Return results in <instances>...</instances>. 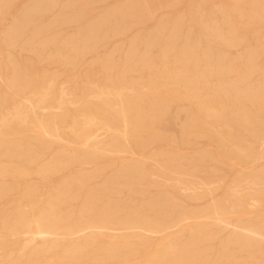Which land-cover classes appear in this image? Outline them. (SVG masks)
Returning <instances> with one entry per match:
<instances>
[{"label": "bare ground", "instance_id": "bare-ground-1", "mask_svg": "<svg viewBox=\"0 0 264 264\" xmlns=\"http://www.w3.org/2000/svg\"><path fill=\"white\" fill-rule=\"evenodd\" d=\"M120 13L128 14L127 11H121ZM252 14L254 13H249L250 17H253ZM104 18H101L102 21L105 20ZM91 29L87 26L86 30ZM234 31L236 30L234 29ZM27 32L26 35H28ZM52 35H55V33ZM80 38L86 40L92 39L94 36L83 34ZM72 39H77V37H72ZM7 41L8 45L15 44L11 38ZM134 41L136 40L134 39ZM235 41V38H232L227 40L226 44L232 45L236 43ZM144 44L146 46V43ZM153 45L154 43L148 44V46ZM23 46L27 47V45ZM94 46V44L84 42L82 44H66V46L58 49L66 48L70 50V52L62 53L60 51L59 53L63 62L74 64V62L80 60L82 52L90 50ZM136 48L135 43L129 44L123 50L124 56L120 60H116L113 56L104 59L96 58L102 64L104 78L110 80L112 84L101 87L95 86L96 88L88 91L87 95L82 93L84 96L81 97V95L68 91L65 86L56 90L54 81L47 80L37 87H32L29 92H24L23 101L13 106L12 109H9L6 113H0V172L28 175L30 173L29 165L32 164L42 173L52 170L53 167L96 163L100 157L99 151L101 149L112 150L121 154H137L131 144L134 143L138 149L143 151L148 149L151 143L161 135L158 123L167 117L173 107L185 111L184 120L181 122V131L173 139L175 142L188 143L192 141L193 136H209L210 133H214L217 137L224 138H220L221 142L225 139L229 141L227 146L234 147L245 156L248 155L253 163L260 160L261 162H258L259 166L264 171V119L259 116L260 110H251L243 100L248 99L252 103L254 96L234 87L231 89L226 88L225 81L218 80L215 83L214 92L211 91L210 94L195 86V83L200 84L209 75L219 77L225 74H235L243 77L250 72H254V69L243 71L239 67L234 69L232 67L226 69L218 67L215 71L212 69L208 73H205V68L196 70L194 69L195 64L198 62L207 64V61L212 59L207 57L197 58L198 56L189 43L181 45L165 43L159 56H146L143 58H137ZM42 49L43 47L32 49L37 53L39 59L45 57ZM2 52L0 51V57ZM205 54L209 56V51L206 50ZM220 55L223 57V54ZM256 58L252 56L251 52L247 56L249 61ZM144 69L150 71V80L147 83H144V77L141 74ZM132 72L140 73L137 76H131L132 79L127 82L129 74ZM18 76L19 74L14 71L11 85L21 91L29 83H26L27 86H25V81L24 84H22L23 82L20 83L21 85L18 84ZM159 76L168 79L167 84L161 85L156 79ZM5 97L4 99H6ZM1 101L3 102V100ZM2 102H0L1 107L3 106ZM235 122L239 124L240 128H236ZM66 128L74 132L78 139V146L83 147H76L77 152L73 156L72 154L71 156L67 155L64 151L52 153V159L46 161L45 157L51 153L53 144L64 139L62 133ZM100 129H104L107 134L104 135L99 132ZM204 129H207L208 134L204 132ZM31 131L36 133L30 134ZM145 131L147 132L146 135L144 134ZM254 145H257L258 148L255 149ZM247 150L249 151L247 152ZM159 154L153 152L150 157L155 158ZM174 155H170L164 164L157 162L159 173H152L143 159L124 158L115 170V174L105 180L101 190H93L94 188L87 186V183L93 178L102 176L105 169L97 166L89 168L86 172H82L81 176L70 177L64 183V191L58 190L54 194L50 200V207L48 206V213L43 215H37L38 210L34 212V206L38 203L39 197L36 194L38 192L30 188L28 190V208L16 209L14 216H12L14 224H11L13 226H10L11 228L7 226L10 228L8 234L10 232H24L26 234V242L23 247L24 255H30L29 251L26 252L28 248H30L32 255L45 253L52 247L59 246L58 240L61 237L80 239L79 237L122 236L124 234L125 238L123 240L110 239L108 243L103 245L90 244L91 246L88 249L85 248L86 243L84 241L81 244L77 242L78 240L63 247L64 257L70 260L69 264H92L91 262L94 264V261L97 264H102L108 257L113 259L121 254L128 253L130 250L123 249L131 242H136L141 246L145 245L150 237L148 232H159L170 226L172 222L183 220L189 213L184 210L185 208H181L176 200L167 195L163 200L151 198L145 203L131 206L128 209L119 203L101 204L102 196L112 188L119 191L121 188L118 185L121 183L126 186L135 183L140 184L145 180L151 183L150 178L160 176L169 185L176 188L178 186L180 194L183 196L194 200L209 197L206 204L207 214L237 213L240 209L262 206L264 203V172L262 174L249 172L238 182L232 184L221 198L216 199L212 197V193L218 187V184L211 180L186 182L183 177L179 176L182 173L181 164ZM5 159L11 166L3 164ZM20 161L22 162L20 163ZM15 162L17 163L15 164ZM4 185L5 180H2L0 182V196L6 195V192L3 191ZM84 190L86 194L77 213H74L73 207L70 211L61 213L60 206L68 202L70 198L77 199L80 192ZM135 191L143 190L135 189ZM156 207H159V211L165 209L162 216H160L161 214L159 216L158 214H150V211L155 210ZM179 207V215L175 217L174 221H171L170 218L173 212L176 209L178 210ZM262 212L261 215L258 214L260 217L254 216L255 218H247L244 221L240 219L238 220L240 223L237 224L226 223L222 220L213 221V224L219 227L216 230L211 225L201 224L190 229L191 231L185 236L184 234L176 235L170 238L168 242L160 245L149 259L146 258L144 264L262 263L264 252L260 253V250L251 252L248 260L243 262H240L237 256L243 249L258 247L264 242V211ZM253 213L247 215L252 216ZM110 226H118L123 232L119 235L109 234L106 230ZM224 229H229V231L221 236ZM79 234L83 235L78 236ZM129 237L135 239L129 242V240H126ZM222 237L226 241L221 242V244L227 248L231 247V250L218 251L217 253L210 251V248L214 246L212 241ZM257 253H260V256H257ZM213 254L217 255L214 259H210ZM232 257L234 258L232 259ZM63 261L68 262L67 260ZM35 262V259H29L26 264H35ZM59 264H63V262Z\"/></svg>", "mask_w": 264, "mask_h": 264}, {"label": "rangeland", "instance_id": "rangeland-1", "mask_svg": "<svg viewBox=\"0 0 264 264\" xmlns=\"http://www.w3.org/2000/svg\"><path fill=\"white\" fill-rule=\"evenodd\" d=\"M1 1L0 51L3 52L0 57V98L3 102L1 100L0 102H2L3 106H0V113H6L9 109H12L13 106L23 101L24 92H29L32 87H37L47 80L54 81L56 90L65 86L68 91L76 95H81V97L87 95L86 93L93 90V88L112 84L110 80L104 78L102 64L96 58L104 59L113 56L116 60H120L124 56L123 50L129 44L135 43L137 45L136 51L138 52L137 58H143L146 56H159L165 43H177L179 45L189 43L190 47L198 56L197 58L202 59L207 57L212 59L211 61H207V64L205 62L195 64L196 67L194 69L196 70L205 68V73H208L212 69L215 71L218 67L225 69L228 67H232L233 69L239 67L243 71H251V69H254V72H250L243 77L235 74H225L219 77L209 75L200 84L195 83V86L203 90V92L210 94L214 92L215 83L219 80L226 82V88L231 89L234 87L243 92L251 93L254 96L252 103L248 99L243 100L249 105L251 110H260L259 116L264 119V98H262L264 96V0ZM121 11H127L128 14H122L120 13ZM250 12L254 13L252 14L253 17H250ZM102 17H105L104 21H102ZM87 26L92 29L86 30ZM48 28L49 30H47ZM26 31H28V35H26ZM54 33L55 35H52ZM37 34H39V37ZM83 34L94 36V38L81 39L80 37ZM72 37H77V39H72ZM9 38L13 39L15 42L14 45H8L7 40ZM232 38H235L236 43L227 45V40ZM84 42L94 44L95 46L90 50L82 52L80 60L74 62V64L63 62L59 52H70V50L66 48L60 50L58 48L66 46V44H82ZM148 42L154 43V45L148 46ZM144 43H146V46ZM23 45H27V47L25 48ZM40 47H43L42 52L45 55L43 59H39L37 53L32 50ZM206 50L209 51V56L205 54ZM250 52L253 57L258 58L253 61L247 60ZM220 54H223V57ZM221 58L225 59L223 60ZM14 71L19 74L17 77L18 84L21 82L24 84L25 81V86H27L26 83H29L26 88L24 87L21 90L22 92L20 89H15L11 85ZM139 73H130L127 82ZM141 74L144 77V83H147L150 80V71L144 69L141 71ZM156 79L161 85H165L169 81L164 76H159ZM261 86L263 87L261 88ZM258 104L260 108L257 106ZM183 110L173 107L172 111L167 114V117L158 123L161 135L151 143L148 149L144 151L140 150L132 143L131 145L137 154L122 153L124 154L122 155L112 150L101 149L99 151L100 157L96 163L53 167V171L47 170L42 173L32 164L29 165L30 173L28 175L24 173L12 174L0 172V182L5 180L3 191L6 192V195L0 196V264H26V261L29 259H35V264H59L61 262L63 264H69L70 260L64 257L63 247L76 242V240L81 244L84 242L86 245L88 244L87 246L85 245V248L88 249L91 246L90 244L103 245L108 243L110 239L123 240L125 238L124 234L122 236L103 235L97 237H79L81 240L61 237L58 240L59 243L57 242L59 246H55L56 248L52 247V250L50 249L45 253L32 255L30 248H28L26 252L29 251L30 255H24L23 247L26 242V234L24 232H10L8 234V232L13 226L12 224H14L12 216H14L13 214L16 209L20 208L22 210L28 208V190L30 188L38 192L36 194L39 197L38 203L34 206V212L38 210L36 214L43 215L48 213L50 200L54 194L58 190L64 191V183L70 177L81 176L82 172H86L87 169L89 170V168L96 166L105 169L102 176L93 178L87 183V186H90L92 189L94 188L93 190H101L105 180H108L115 174V170L124 158L143 159L146 162L147 168L152 173H159L160 170L157 167V162L164 164L168 157L175 153L174 156L178 158L182 169V173L179 176L183 177L186 182L196 180L214 181L218 184V189L216 188L214 190L212 197L216 199L221 198L232 184L238 182V180L249 174V172L253 171L259 174L264 172L259 166L258 162L260 160L253 163L248 155H246V158L245 154H241L234 147L227 146L229 141L225 139V141L223 140L221 142L223 137H217L214 133H210L211 135L209 136H193L192 141L188 143L175 142L173 139L179 135L181 122L184 120L185 111ZM235 126L238 128L239 124L235 122ZM99 132L104 135L107 134L104 129H100ZM204 132L208 134L207 129H204ZM29 133L35 134L36 132L31 131ZM144 134L146 135L147 132L145 131ZM62 137L64 139L53 144L51 153L45 157L46 161L52 159V153L64 151L67 155L71 156L72 154L73 156L77 152L76 147H83L78 146L77 136L70 129L66 128L62 133ZM242 144L247 146L245 143ZM224 147H227L226 150ZM254 147L255 149L258 148L257 145H254ZM153 152L160 154L152 158L150 156ZM48 156L50 158H47ZM3 164L5 166H11L6 159L3 160ZM150 180L152 181L151 183L145 180L140 184L135 183L131 186H126L121 183L118 185L121 188L119 191H115L112 188L109 189L107 194L102 196L101 204L108 202L119 203L128 209L131 206L145 203L151 198L163 200L167 195L176 200L181 208H185V211L192 213H188L179 222H172L170 226L159 232H148L150 237L143 246L136 242H131L135 238H127L126 240H129L131 244H127L123 250L130 251L126 254H121L117 258L111 259V257H108V260L105 259V262L102 264H144L146 258L149 259L160 245L168 242L170 238L176 235L184 234L185 236V234L191 231L190 229L201 224L211 225L216 230L219 227L213 224L215 221L222 220L226 223L237 224L240 223L238 221L240 219L244 221L247 218L260 217L261 212L264 211L263 203V207H246L240 209L237 213L226 212L225 214L224 212L219 215L207 214L206 204L209 197L199 200L190 199L180 194L178 186L176 188L169 185L160 176L152 177ZM135 189L143 191H135ZM85 194L84 190L80 192L77 199H68V202L60 206L61 213H66L73 207L74 213L76 214ZM180 207L173 212L170 218L171 221H174L175 217L179 215L178 211ZM164 211L165 209L159 211V207H156L155 210L150 211V214H158V216L161 214L160 216H162ZM248 213L253 214L250 216L247 215ZM228 215H232L233 219L232 216ZM9 223L12 224L10 225ZM7 226L11 227L8 228ZM106 231L109 234L118 235L123 232L118 226H110ZM228 231L229 229H224L221 232V236H224ZM82 235L79 234L78 236ZM5 240L6 242H4ZM70 240L72 241L70 242ZM224 241H226L224 237L216 238L212 241L214 246L210 248V251L217 253L218 251L231 250V247L227 248L221 244ZM256 250H260V253L264 252V242L258 247L243 249L241 253L237 254L239 261L243 262L248 260L250 253ZM260 253L256 255L260 256ZM216 255L213 254L210 259H214ZM63 260H67L68 262ZM91 263L93 264V262ZM229 263L231 264V262ZM94 264L97 263L94 261ZM259 264H264V259Z\"/></svg>", "mask_w": 264, "mask_h": 264}]
</instances>
